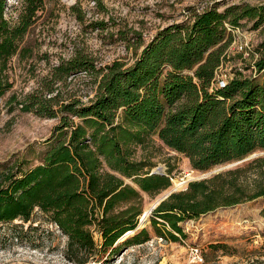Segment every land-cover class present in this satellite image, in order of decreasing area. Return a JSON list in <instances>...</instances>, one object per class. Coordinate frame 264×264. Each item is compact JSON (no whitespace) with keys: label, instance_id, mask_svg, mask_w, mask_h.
<instances>
[{"label":"trees","instance_id":"obj_1","mask_svg":"<svg viewBox=\"0 0 264 264\" xmlns=\"http://www.w3.org/2000/svg\"><path fill=\"white\" fill-rule=\"evenodd\" d=\"M44 4L24 0L13 22L6 17L7 0H0V100L13 88L9 64ZM217 6L159 29L129 66L119 61L99 66L78 53L60 63L42 92L12 96L11 111L59 119L58 136L35 167L15 163L0 170V223H28L41 212L68 238L66 258L75 264H110L122 249L153 236L186 240L183 225L189 220L264 198V172L250 177L258 159L189 182L153 211L149 227L138 229L141 193L157 195L172 186L171 177L136 159L134 148L150 137L184 155L200 172L264 151V83L239 74L224 87L217 85L233 32L246 22L264 30V3L223 11ZM120 38L131 41L128 34ZM252 55L256 73L263 72L264 39ZM79 74L97 84L94 98L61 100L54 83Z\"/></svg>","mask_w":264,"mask_h":264},{"label":"rangeland","instance_id":"obj_2","mask_svg":"<svg viewBox=\"0 0 264 264\" xmlns=\"http://www.w3.org/2000/svg\"><path fill=\"white\" fill-rule=\"evenodd\" d=\"M7 3L6 17L14 22L24 8V0H7ZM261 3L264 0H45L43 10L24 38L22 51L9 64L13 88L0 100V170L15 163H22L25 169L35 167L58 136L55 128L59 119L22 113L19 109L11 111L15 103L10 99L42 92L52 83L55 69L62 61L84 53L99 66L115 61L129 66L159 29L185 20L195 11L214 5L223 11L230 5ZM127 34L130 42L120 38ZM134 34L138 37L133 38ZM263 39L264 30H253L252 23L246 22L235 30L227 50L228 61L220 75H227L228 79L239 74L255 76L264 83V71L256 73L252 55ZM140 40L144 44L138 45ZM54 85L64 101L86 103L94 98L97 90L93 78L85 74L70 76ZM134 149L137 160L150 163L151 172L167 174L172 183L157 195L141 193L143 215L167 193L184 190L191 181L258 159L261 161L251 167L250 177L264 172V151L200 172L192 168L188 158L170 150L156 136L150 137L145 146ZM127 183L132 184L130 180ZM263 209L264 198L217 209L187 221L183 225L188 234L186 240L170 242L153 236L142 245L122 249L110 264H264ZM67 243L68 238L41 212H36L28 223L22 220L0 223V264H75L65 256ZM213 245L226 248L217 250ZM193 248L200 250L203 262L193 260Z\"/></svg>","mask_w":264,"mask_h":264},{"label":"built area","instance_id":"obj_3","mask_svg":"<svg viewBox=\"0 0 264 264\" xmlns=\"http://www.w3.org/2000/svg\"><path fill=\"white\" fill-rule=\"evenodd\" d=\"M229 80L227 75L222 76L219 74L217 77V85L224 87ZM191 256L196 263L203 262V257L199 249L193 248L191 250Z\"/></svg>","mask_w":264,"mask_h":264},{"label":"water","instance_id":"obj_4","mask_svg":"<svg viewBox=\"0 0 264 264\" xmlns=\"http://www.w3.org/2000/svg\"><path fill=\"white\" fill-rule=\"evenodd\" d=\"M154 173H158V174H161L159 173L157 170L154 171ZM213 173H216V172H213ZM212 173V174H213ZM177 190H172L170 191L169 193H167L164 197H162L160 200H158V202L152 207V209L150 210V215L153 213V211L161 204V202H163L164 200H166L169 196H171L173 193H175ZM150 217V216H149ZM149 217L147 218V220H140V224L138 226V229L140 228H144L147 226L148 223H150V220H149Z\"/></svg>","mask_w":264,"mask_h":264},{"label":"bare ground","instance_id":"obj_5","mask_svg":"<svg viewBox=\"0 0 264 264\" xmlns=\"http://www.w3.org/2000/svg\"><path fill=\"white\" fill-rule=\"evenodd\" d=\"M159 173L163 174L162 171H159ZM151 209H152V208H151ZM151 209H150V210H151ZM150 210L146 211V213L141 217L142 220H144V221L147 220V218H148L149 215H150ZM131 233H132V232H131ZM131 233H130V234H131ZM125 237H126V236H125ZM122 240H124V238H123Z\"/></svg>","mask_w":264,"mask_h":264}]
</instances>
